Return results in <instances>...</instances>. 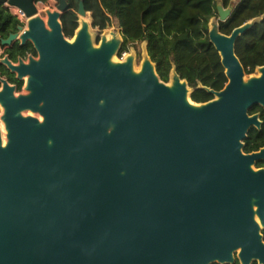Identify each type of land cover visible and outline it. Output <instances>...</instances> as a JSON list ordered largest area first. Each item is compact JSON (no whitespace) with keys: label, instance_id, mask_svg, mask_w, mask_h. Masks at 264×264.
Here are the masks:
<instances>
[{"label":"water","instance_id":"water-1","mask_svg":"<svg viewBox=\"0 0 264 264\" xmlns=\"http://www.w3.org/2000/svg\"><path fill=\"white\" fill-rule=\"evenodd\" d=\"M36 2L0 0L29 20L2 45L31 42L38 54L1 60L29 94L2 80L0 264H225L239 251L241 264H264V148L244 152L263 126L249 112L264 109V66L246 80L236 55L254 22L222 34L233 10L218 5L209 37L228 84L192 105L176 71L168 84L148 54L140 72L133 56L114 63L123 40L96 47L84 20L69 41L67 0L47 23ZM78 13L93 17L84 1Z\"/></svg>","mask_w":264,"mask_h":264},{"label":"trees","instance_id":"trees-1","mask_svg":"<svg viewBox=\"0 0 264 264\" xmlns=\"http://www.w3.org/2000/svg\"><path fill=\"white\" fill-rule=\"evenodd\" d=\"M36 1L43 4L58 2ZM81 1H84L86 11L92 13V28L98 30L97 44L101 32L117 19L123 39L119 56L128 52L130 46L138 48L145 44L159 77L169 83L176 71L188 82L192 90L190 98L197 104L215 99L208 90L222 91L228 84L220 53L209 37L210 23L218 16L219 4L233 10L227 21L219 22L222 34L231 35L236 28L254 22L236 44V55L246 75L264 66V0H67L70 9L61 17L67 39H73L80 28ZM19 26H22L19 19L0 6L1 46L4 39L18 32ZM30 55L37 56L33 44L18 42L6 49L1 58L7 56L16 63ZM0 76H7L18 90L23 88V82H19L3 63H0ZM249 113L260 114L263 126L260 130L252 128L249 131L244 142L246 154L264 148V109L254 107ZM256 168H264V161H258Z\"/></svg>","mask_w":264,"mask_h":264},{"label":"rangeland","instance_id":"rangeland-1","mask_svg":"<svg viewBox=\"0 0 264 264\" xmlns=\"http://www.w3.org/2000/svg\"><path fill=\"white\" fill-rule=\"evenodd\" d=\"M37 10H38L37 16L42 18L47 23L48 22L49 13L57 12L58 11V5H57L56 1H50L48 4H38L37 5ZM85 19L88 20V23L90 25V32H91L92 41H93V44L96 47H98L100 45V43H101L103 38L112 39L113 35L117 36L119 39H121V41L123 40L122 36H121V33H120L119 22H118L117 19H113L111 25L106 30L101 32V34H100V43L97 44L95 42V40H96V37L98 36V30L92 28V26H91L92 18L90 16V14L86 18H81V21H83ZM218 22H219V15L211 20L210 25H213L215 23L218 24ZM23 26L25 28H27V22H25V24ZM74 39L75 38L68 39V40L69 41H74ZM129 48H130L129 51L123 53L121 56H119V52L117 54H115L114 60H115L116 63H119V62L121 63L122 60L125 58V55L133 56V58H134V71L135 72H140L141 69H142V64H143L145 58L147 57L146 45L142 44L138 48H136L135 46H130ZM36 58L38 59V57H36ZM260 74L261 73H260L259 69H257L255 71V73H253L251 75H246L245 79L249 80V79L254 78V77H259ZM171 83H172V80L168 84H171ZM191 93H192V90H191ZM28 94H29V91L27 90V82L24 81L23 88L21 90H19V91L16 90L15 91V96L19 97L21 95H28ZM216 98L217 97H215V99ZM31 113H32V115L34 117H36L38 119L43 118L40 114H35L33 112H31ZM26 114H28V113L24 112V115H26ZM2 116H3L2 110L0 109V119H1ZM0 122H1V120H0Z\"/></svg>","mask_w":264,"mask_h":264},{"label":"flooded vegetation","instance_id":"flooded-vegetation-1","mask_svg":"<svg viewBox=\"0 0 264 264\" xmlns=\"http://www.w3.org/2000/svg\"><path fill=\"white\" fill-rule=\"evenodd\" d=\"M57 2V1H56ZM36 4H37V2H36ZM40 4H43V3H40ZM57 5H58V2H57ZM36 7H37V5H36ZM70 9V8H69ZM79 14V13H78ZM80 18V17H79ZM80 21H81V18H80ZM80 26H81V23H80ZM18 33V32H17ZM18 43V42H17ZM14 46V45H13ZM12 46V47H13ZM11 48V47H10ZM6 49H9V48H7V47H5V46H1V50H2V54H1V56H0V63H2L1 62V60H3L4 58H6L7 56H5V57H3V58H1L4 54H5V51H6ZM34 57L35 59H37L36 57H38V54H37V56H33V55H30L28 58H26V59H19V61L18 62H13L15 65H18L19 64V62H20V60H23L25 63H28L29 62V58L30 57ZM7 67V66H6ZM8 69V68H7ZM9 70V69H8ZM10 71V70H9ZM11 72V71H10ZM12 73V72H11ZM13 74V73H12ZM14 76H15V78L19 81V82H23V84H24V81H26L25 79L24 80H19L18 78H17V75L16 74H13ZM2 80H6L8 83H9V85L10 86H13V87H15L16 88V90H18L17 89V85L15 84V83H13V82H10V80L8 79V77L7 76H0V89H2V87H3V83H2ZM15 90V91H16ZM19 91V90H18ZM262 161H264V160H262ZM264 231V230H263ZM263 231H262V235H263ZM263 241H264V235H263ZM238 253L239 252H235L234 253V262L233 263H225V264H241V262H240V260H239V256H238ZM211 264H223V263H219L218 261H216V262H212ZM251 264H261L260 262H259V260H255V259H253L252 261H251Z\"/></svg>","mask_w":264,"mask_h":264},{"label":"bare ground","instance_id":"bare-ground-1","mask_svg":"<svg viewBox=\"0 0 264 264\" xmlns=\"http://www.w3.org/2000/svg\"><path fill=\"white\" fill-rule=\"evenodd\" d=\"M28 21H29V20H27V22H28ZM84 21L88 22L87 19H85ZM106 39H107V40H110L109 38H106ZM128 57H129V55H125V58L122 60V62H125V61L127 60ZM112 61L115 63L114 56H113V58H112ZM119 63H120V62H119ZM25 80H26V82H27V81H28V78L26 77ZM188 101L190 102V104L195 105V104L192 102V100H191L190 98H188ZM196 106H198V105H196ZM0 109L2 110V114H4V107L2 106L1 103H0ZM27 113H28V114H26V115H24V116H26V117H27V116H33L31 112H27ZM39 121L42 122V121H43V118H40ZM0 126H1L2 131H4L3 142H4V145H6V137H5V134L7 133V131H6L5 123L1 121ZM255 209H256V208H255ZM256 220H257V222H260L257 216H256ZM239 252H240V251H239Z\"/></svg>","mask_w":264,"mask_h":264},{"label":"built area","instance_id":"built-area-1","mask_svg":"<svg viewBox=\"0 0 264 264\" xmlns=\"http://www.w3.org/2000/svg\"><path fill=\"white\" fill-rule=\"evenodd\" d=\"M38 4H40V3H37L36 5H38ZM4 8L8 9L14 16H16L19 19V21L22 23V25H24L25 22H27L28 19L26 18L25 13L21 9L14 7V6H11L9 4H5ZM1 54H2V50H1V45H0V56H1ZM0 91H1V89H0ZM3 135H4V132H3Z\"/></svg>","mask_w":264,"mask_h":264},{"label":"crops","instance_id":"crops-1","mask_svg":"<svg viewBox=\"0 0 264 264\" xmlns=\"http://www.w3.org/2000/svg\"><path fill=\"white\" fill-rule=\"evenodd\" d=\"M220 5V4H219Z\"/></svg>","mask_w":264,"mask_h":264}]
</instances>
